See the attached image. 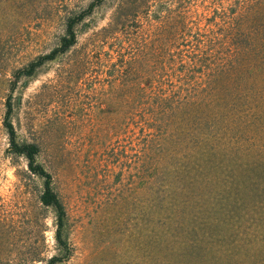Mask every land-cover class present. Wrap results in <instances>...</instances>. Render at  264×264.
Segmentation results:
<instances>
[{
	"label": "rangeland",
	"instance_id": "1",
	"mask_svg": "<svg viewBox=\"0 0 264 264\" xmlns=\"http://www.w3.org/2000/svg\"><path fill=\"white\" fill-rule=\"evenodd\" d=\"M232 1L103 0L74 25L76 44L68 52L31 77H17L56 48L68 19L96 0H0V264H41L30 258L63 254L55 214L39 200L44 180L7 150L9 100L19 140L39 146L37 160L66 211L62 236L72 253L59 264L176 262L163 248V187L165 179L170 188L179 184L170 165L191 142L167 123L148 129L147 84L167 79L190 34L224 31ZM163 149L170 160L161 158ZM160 165L171 178L155 173ZM261 201L232 225L213 224L221 234L210 238V264H264Z\"/></svg>",
	"mask_w": 264,
	"mask_h": 264
},
{
	"label": "trees",
	"instance_id": "2",
	"mask_svg": "<svg viewBox=\"0 0 264 264\" xmlns=\"http://www.w3.org/2000/svg\"><path fill=\"white\" fill-rule=\"evenodd\" d=\"M102 1L69 18L58 46L18 69L17 77H31L42 65L68 52L76 44L74 25ZM263 11L264 0H233L224 31L190 34L187 42L183 39L190 44L173 56L175 68L168 71L167 79L157 86L152 81L147 84L151 91L147 98H153L144 120L148 129L167 123L178 130V138L191 142L190 152L182 154L175 167L170 165L171 176L175 170L179 184L170 188L165 179L163 187L161 209L168 237L162 240L163 248L166 257L176 260L168 264H210V238L221 234L212 232L213 224L232 225L264 197V150L260 149L264 143V29L257 27L264 25ZM11 112L9 100L4 118L7 150L24 158L27 170L44 180L39 200L55 214L54 239L63 253L30 261L65 262L72 248L62 236L67 218L64 205L52 188L50 173L37 160L39 146L19 140L9 119ZM248 135L254 140L247 141ZM160 155L171 159L164 149ZM163 167L158 166L155 173L171 178Z\"/></svg>",
	"mask_w": 264,
	"mask_h": 264
}]
</instances>
